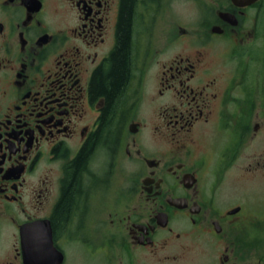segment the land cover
Wrapping results in <instances>:
<instances>
[{"label": "flooded vegetation", "instance_id": "1", "mask_svg": "<svg viewBox=\"0 0 264 264\" xmlns=\"http://www.w3.org/2000/svg\"><path fill=\"white\" fill-rule=\"evenodd\" d=\"M260 178L264 0H0V264H264Z\"/></svg>", "mask_w": 264, "mask_h": 264}, {"label": "rangeland", "instance_id": "2", "mask_svg": "<svg viewBox=\"0 0 264 264\" xmlns=\"http://www.w3.org/2000/svg\"><path fill=\"white\" fill-rule=\"evenodd\" d=\"M251 148L248 150L250 153ZM238 195H232V197ZM243 205L260 217L264 216V178L243 182Z\"/></svg>", "mask_w": 264, "mask_h": 264}, {"label": "trees", "instance_id": "3", "mask_svg": "<svg viewBox=\"0 0 264 264\" xmlns=\"http://www.w3.org/2000/svg\"><path fill=\"white\" fill-rule=\"evenodd\" d=\"M126 1H127V8L129 10L133 0H126ZM126 57H127V50L123 48V50L121 51V54L119 55L117 59V67L115 69V72L109 78V84H106L105 83L106 81L103 80L102 83H100V85L97 87L98 91H105L108 88H111L113 92H115L122 86L125 80V76L127 74V68L125 65Z\"/></svg>", "mask_w": 264, "mask_h": 264}]
</instances>
